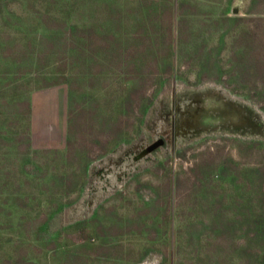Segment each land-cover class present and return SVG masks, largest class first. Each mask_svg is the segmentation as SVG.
Wrapping results in <instances>:
<instances>
[{
    "label": "rangeland",
    "instance_id": "374dc122",
    "mask_svg": "<svg viewBox=\"0 0 264 264\" xmlns=\"http://www.w3.org/2000/svg\"><path fill=\"white\" fill-rule=\"evenodd\" d=\"M0 264H264V0H0Z\"/></svg>",
    "mask_w": 264,
    "mask_h": 264
},
{
    "label": "crops",
    "instance_id": "0c3cea01",
    "mask_svg": "<svg viewBox=\"0 0 264 264\" xmlns=\"http://www.w3.org/2000/svg\"><path fill=\"white\" fill-rule=\"evenodd\" d=\"M47 98L49 102L45 100ZM67 108L63 88L53 87L35 92L32 98L33 139H39L42 133V143L62 144L67 129Z\"/></svg>",
    "mask_w": 264,
    "mask_h": 264
},
{
    "label": "water",
    "instance_id": "95a60500",
    "mask_svg": "<svg viewBox=\"0 0 264 264\" xmlns=\"http://www.w3.org/2000/svg\"><path fill=\"white\" fill-rule=\"evenodd\" d=\"M163 141V139H158L156 140L155 142L151 143L149 146H148V150H153L155 147H157L161 142Z\"/></svg>",
    "mask_w": 264,
    "mask_h": 264
}]
</instances>
